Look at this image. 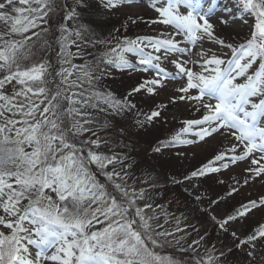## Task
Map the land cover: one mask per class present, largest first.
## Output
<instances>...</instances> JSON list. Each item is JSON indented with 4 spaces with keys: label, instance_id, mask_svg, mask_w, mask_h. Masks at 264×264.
<instances>
[{
    "label": "snow or ice",
    "instance_id": "obj_1",
    "mask_svg": "<svg viewBox=\"0 0 264 264\" xmlns=\"http://www.w3.org/2000/svg\"><path fill=\"white\" fill-rule=\"evenodd\" d=\"M257 183L264 0H0V264H264Z\"/></svg>",
    "mask_w": 264,
    "mask_h": 264
},
{
    "label": "rangeland",
    "instance_id": "obj_2",
    "mask_svg": "<svg viewBox=\"0 0 264 264\" xmlns=\"http://www.w3.org/2000/svg\"><path fill=\"white\" fill-rule=\"evenodd\" d=\"M146 16L151 15L149 13H145ZM149 29H147L143 24L137 28L134 29V32H145L148 31ZM246 31V29H245ZM243 34V33H242ZM53 61L55 62L56 57L53 56L52 57ZM77 63H82V61H76ZM52 87L54 88L55 85H52ZM182 113H179L178 115H180ZM164 131L162 130L160 135H164ZM215 143V142H212ZM211 144L208 146H201V147H196V148H189L188 149V155L181 161V160H175L173 162L172 168L173 171H183L185 168L187 169H191L194 166H198V163L203 159L204 155H205V148H209L210 149ZM193 153H195V156L193 155ZM165 171H167V169H165ZM235 171L239 172L240 169H236ZM175 191V190H172ZM213 191H220L219 189H213ZM251 193V195H249ZM264 194V185L257 183L253 186L244 188L233 200V204L237 203V202H241L244 199H248V198H255L258 195ZM172 195V192H169V197ZM183 210V209H181ZM179 213H177L178 215ZM264 219V212H258L255 214L254 217H252L250 219V221L248 222L249 225L254 224L255 221L257 220H261ZM193 223H195V221H193ZM213 239H215V233L213 232ZM165 249H172L170 250V252L172 253V257H174L177 261H186L190 258V253L189 254H185V253H181L178 248L175 245H167L165 246L163 249L157 250L158 252H163L166 254ZM176 250V251H174ZM170 254V253H169ZM167 255V254H166ZM170 256V255H169ZM236 259H242V257L237 256Z\"/></svg>",
    "mask_w": 264,
    "mask_h": 264
},
{
    "label": "trees",
    "instance_id": "obj_3",
    "mask_svg": "<svg viewBox=\"0 0 264 264\" xmlns=\"http://www.w3.org/2000/svg\"><path fill=\"white\" fill-rule=\"evenodd\" d=\"M160 249H163V248H160ZM160 249H157V250H160ZM170 250H172V249H165V251H166V254L169 256H172V253L170 252ZM174 251H176V250H174ZM162 256H164V255H166L165 253H163V252H159ZM170 253V254H169Z\"/></svg>",
    "mask_w": 264,
    "mask_h": 264
}]
</instances>
